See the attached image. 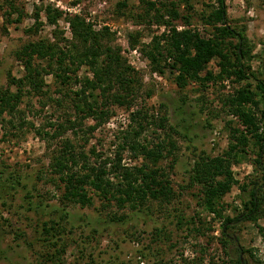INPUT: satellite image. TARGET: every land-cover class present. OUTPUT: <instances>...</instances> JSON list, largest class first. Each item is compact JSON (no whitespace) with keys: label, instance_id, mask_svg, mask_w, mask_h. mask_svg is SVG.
Returning <instances> with one entry per match:
<instances>
[{"label":"rangeland","instance_id":"374dc122","mask_svg":"<svg viewBox=\"0 0 264 264\" xmlns=\"http://www.w3.org/2000/svg\"><path fill=\"white\" fill-rule=\"evenodd\" d=\"M121 1L125 5H120ZM147 1L155 5L149 7ZM216 5L217 0H0V90L8 86V72L23 74L22 60L16 55L23 45L40 38L49 42L58 39L64 45L72 39L66 20L72 13L84 15L94 29L106 27L110 32L107 41L120 47L122 56L136 71L134 98L128 104L108 103L109 116L85 134L68 129L62 136L51 138L36 130L49 118L74 116L66 94L72 95L71 89L79 87L80 77L91 75L85 65L69 72L70 79L61 85L55 78L56 63L52 59L53 71L44 75L43 89L63 99L61 104L48 101L41 107L37 95L26 93L15 116L2 114L0 175H19L20 180L12 187H0V264H239L233 248L232 257L225 253L228 245L222 239V218L203 208L200 185L191 184L190 175L199 154L224 153L235 141L231 128L238 127L239 120L223 106L226 96L249 81L255 98L264 107V92L254 80L256 76L264 79V0H225L227 23L243 29L244 47L249 52L242 61L248 79L210 80L205 86L188 79L180 86L174 68L166 67L162 73L152 70L144 53L154 35L164 37L160 41L167 44L172 29L181 35L190 30L209 36L213 28L204 17ZM172 6L178 16L168 14ZM47 7L61 11L56 22H49ZM47 61V57L34 59L35 63ZM207 69L217 72L216 57L207 62L200 75ZM98 91L92 93L100 100ZM135 109L146 113V120L152 118L156 123L163 117L167 122L164 128L143 120L145 128L136 138L148 148L162 142L161 155L156 159L135 154L128 142L123 148L119 145L126 137L132 140V128L139 121L130 118ZM83 122L85 128L95 120L86 117ZM51 127L45 124L46 130ZM63 138L85 150L95 146L96 152L111 158L121 150V162L125 164L145 162L158 168L170 180L175 196L168 202L153 199L136 207H118L113 202L101 205L96 197L86 205L65 200L62 183L55 184L48 166L51 152ZM169 139L175 146L170 147ZM253 141L248 136L245 153L230 165L236 183L215 199L220 215L241 213L251 180L257 178L262 183ZM258 194H264V184ZM263 224L264 218L258 214L227 227L229 234L237 236L234 243H239L248 264H264Z\"/></svg>","mask_w":264,"mask_h":264},{"label":"trees","instance_id":"16d2710c","mask_svg":"<svg viewBox=\"0 0 264 264\" xmlns=\"http://www.w3.org/2000/svg\"><path fill=\"white\" fill-rule=\"evenodd\" d=\"M120 5H125V2L121 1ZM147 5L153 7L155 2L147 1ZM11 6L14 8L13 3H10ZM225 6V0H217V5L204 17L205 22L211 24L213 28L209 36L199 35L190 30H186L187 33L181 35L179 31L172 29L166 44L160 41V38L164 37L154 35L144 49L151 69L162 73L166 67L174 68L175 80L180 86H183L188 79L198 81L203 86L210 80L217 82L226 78L231 82H241L248 79L249 75L245 73L242 61L249 52L244 47L243 29H236L227 23ZM45 12L49 22H56L61 14V11L56 8L50 11V7H47ZM35 13L37 14V10ZM20 14L19 12L17 19L20 18ZM168 14L175 17L179 15V12L172 6ZM66 20H68L72 36V39L68 41L69 44L60 45L58 39L49 42L40 38L23 45L16 51V55L22 60L24 72L20 76H14L8 72V86L0 90V119H3V113H8L11 117L15 116L20 111L17 105L26 93L37 95L41 99V107L46 106L48 101L61 104L63 99L52 96L43 89L44 75L53 71L50 68L52 59L55 60L56 69H58L54 70L55 78H58L61 85L70 79L71 76L68 73L75 72L81 65H85L91 75L80 77L79 87L71 89L72 95L66 94L74 109V116L71 117L68 114L62 120L58 116L54 119L49 118L40 126V130L36 129L43 136L51 138L62 136L68 129L76 134H85L86 130L87 132L93 130L109 116L108 103L122 101L128 104L134 98L133 82L136 80V71L122 56L120 47L113 45L105 38L110 33L109 30L106 27L94 29L92 23L81 13L67 15ZM35 57L40 59L47 57L48 61L45 64L35 63ZM214 57L217 58V72L207 69L203 75H200V71ZM254 80L256 87L264 92V79L256 76ZM11 86L14 89H11ZM96 89L99 90L100 100L93 96L92 91ZM255 97L250 82L245 81L223 99V106H226L227 111L237 116L239 120V126L231 128L235 141L224 153L210 155L202 152L199 154L194 160L190 175V183L200 185L203 208L222 218V239L228 245L225 253L232 257L230 251L233 248L234 257L239 264H242L239 258L241 248L236 242L234 243L235 239L227 232V227L241 219L254 218L258 214L264 218V194H258V189L264 184L262 160L264 107L260 106V100ZM256 111L260 113L259 116ZM86 117L93 118L95 123L86 125L84 128L83 119ZM130 118L133 121H139L137 126L132 128V140L128 141L126 137L124 142L119 144L121 148L128 142V146L135 154L142 153L145 159L158 158L163 145L161 141L156 147L148 148L136 139L145 128L143 120L155 123V119L146 120L148 119L146 113L143 114L138 109L131 112ZM8 120L9 123L14 124L13 120ZM45 124L52 126L50 131L45 129ZM155 124L164 128L167 126L163 117ZM248 136L253 137V143L257 145V155L254 160L256 166L260 167L262 183H258L257 178L252 179V185L247 188L249 197L242 200L243 211L233 217L223 216L215 207V199L228 191L231 184L236 183L230 165L238 161L242 152L245 153L244 146L248 144ZM168 143L170 147L175 146L172 139H169ZM53 150L48 166L55 184L59 186L62 183L61 196L67 201L86 205L92 204L96 197L101 205L113 202L118 207L125 204L136 207L147 204L153 199L168 202L175 196L170 180L163 172L158 168L149 167L145 162L139 165L122 163L121 150H117L112 158L109 155L102 156L96 152L95 146L85 150L81 146L77 147L69 138L61 139L59 147ZM91 156L93 160L90 159ZM19 180V175L11 174L5 177L0 175V187H12ZM240 186L246 189V185ZM260 229L262 231V227ZM262 234L264 236L263 232Z\"/></svg>","mask_w":264,"mask_h":264},{"label":"water","instance_id":"95a60500","mask_svg":"<svg viewBox=\"0 0 264 264\" xmlns=\"http://www.w3.org/2000/svg\"><path fill=\"white\" fill-rule=\"evenodd\" d=\"M235 238L237 239L236 235H235ZM237 245H239V243H237ZM239 258H240V261L242 262V264H248L242 255V251H240V253H239Z\"/></svg>","mask_w":264,"mask_h":264},{"label":"flooded vegetation","instance_id":"af4514ba","mask_svg":"<svg viewBox=\"0 0 264 264\" xmlns=\"http://www.w3.org/2000/svg\"><path fill=\"white\" fill-rule=\"evenodd\" d=\"M230 236H231L233 239L236 240V238H235V234H231Z\"/></svg>","mask_w":264,"mask_h":264}]
</instances>
